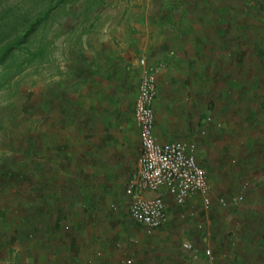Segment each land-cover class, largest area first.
<instances>
[{
	"label": "rangeland",
	"instance_id": "1",
	"mask_svg": "<svg viewBox=\"0 0 264 264\" xmlns=\"http://www.w3.org/2000/svg\"><path fill=\"white\" fill-rule=\"evenodd\" d=\"M54 1L0 0V46ZM117 39L172 79V140L195 141L211 184L207 211L200 196H167L169 219L152 234L128 215L127 183H102L114 178L96 159L105 129H69L57 107L60 79ZM25 46L39 56L17 51L0 65V264H207V246L216 264H264V0H72ZM241 152L258 154L250 174ZM239 193V204L218 202ZM56 204L67 209L60 229Z\"/></svg>",
	"mask_w": 264,
	"mask_h": 264
},
{
	"label": "crops",
	"instance_id": "2",
	"mask_svg": "<svg viewBox=\"0 0 264 264\" xmlns=\"http://www.w3.org/2000/svg\"><path fill=\"white\" fill-rule=\"evenodd\" d=\"M105 45L108 50L104 56L81 58L75 62L74 70L72 68L70 73L60 79L57 107H63L59 113L62 114L63 110L64 116L67 117L65 126L69 129H89L90 132L92 129H105L107 138L101 139V142L108 145L97 151L96 159L112 162L106 163L103 172L114 178L102 183L114 185L122 181L128 183L130 176L135 172L119 168L122 165L120 160L128 157L133 150L131 145L134 143V137L137 139L135 142L140 153L139 128L134 118V105L142 67L138 58L126 56L125 41L111 40L106 41ZM171 84L172 79L164 73L156 75L154 132L160 142L170 141L177 135L175 128L178 127L174 125L175 116L172 115V108L176 107V103ZM132 126L136 131L134 134L130 130ZM250 154L241 152L238 156L241 163H248L242 168L249 174L252 170L249 166L258 160V154ZM81 211L74 210L73 215L71 213L74 221L82 216Z\"/></svg>",
	"mask_w": 264,
	"mask_h": 264
},
{
	"label": "built area",
	"instance_id": "3",
	"mask_svg": "<svg viewBox=\"0 0 264 264\" xmlns=\"http://www.w3.org/2000/svg\"><path fill=\"white\" fill-rule=\"evenodd\" d=\"M139 64L142 73L135 99L134 118L139 128L140 153L136 170L126 185V194L130 198L128 215L152 234L169 219L167 196L178 205L200 196L206 211L212 205L213 196L207 170L197 158L195 141L175 139L160 142L157 139L153 105L158 67L148 63L144 57L139 59ZM243 197L239 193L228 201L221 196L218 202L223 206L228 202L239 204ZM186 247L193 253L198 252L192 243H186ZM204 253L207 264H216L210 246L205 247ZM125 263L137 264L133 258L126 259Z\"/></svg>",
	"mask_w": 264,
	"mask_h": 264
},
{
	"label": "trees",
	"instance_id": "4",
	"mask_svg": "<svg viewBox=\"0 0 264 264\" xmlns=\"http://www.w3.org/2000/svg\"><path fill=\"white\" fill-rule=\"evenodd\" d=\"M72 0H55L52 2L41 14H39L35 19L31 21V23L28 25V27L24 30H22L20 33L16 34L15 36L12 37L9 41L4 43L3 45L0 46V65H3L6 63V61L11 58V56L15 55V53L18 52H23L26 54V62H31L32 60H35L40 52L38 51H30L25 44L28 41V37L34 32L38 26L45 22L49 14L51 13L52 10L57 8L60 4L66 3ZM7 84V76H1L0 77V88L6 86ZM45 202V201H44ZM47 203V202H46ZM49 203V201H48ZM32 207V206H31ZM44 206H36L34 205L32 208L34 210L36 209H42ZM67 210V209H66ZM66 210H62L61 207H59L56 204V215L54 219V226L56 229H60L63 223L61 222L63 220V217L67 214ZM38 215L39 212L41 211H35ZM42 213V212H41ZM69 215V214H68Z\"/></svg>",
	"mask_w": 264,
	"mask_h": 264
}]
</instances>
